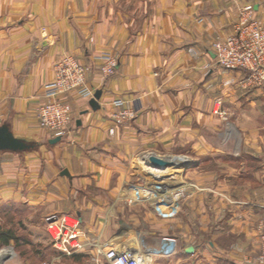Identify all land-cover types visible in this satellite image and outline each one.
Instances as JSON below:
<instances>
[{"label":"crops","instance_id":"0c3cea01","mask_svg":"<svg viewBox=\"0 0 264 264\" xmlns=\"http://www.w3.org/2000/svg\"><path fill=\"white\" fill-rule=\"evenodd\" d=\"M247 4L264 14V0H0V127L25 145L0 151V213L29 211L35 231L76 215L83 239L107 248L138 246L140 237L150 246L163 236L179 239L172 259L152 264H255L264 214V84L242 87L247 74L218 67L211 49ZM103 54L118 62L106 79ZM64 55L90 67L86 86L99 98L92 108L94 95L62 97L72 119L56 138L37 115ZM115 101L133 119L116 124ZM164 155L190 165L189 191L173 219L133 205L127 192L147 158ZM21 243L0 242V264H28L15 251ZM6 247L16 256L5 258ZM50 252L42 264L89 261L88 253Z\"/></svg>","mask_w":264,"mask_h":264},{"label":"built area","instance_id":"2783aa9c","mask_svg":"<svg viewBox=\"0 0 264 264\" xmlns=\"http://www.w3.org/2000/svg\"><path fill=\"white\" fill-rule=\"evenodd\" d=\"M211 49L218 67L227 71H244L247 74L241 81L242 87L253 88L264 84V14L260 15L254 6L247 4L241 7L229 34L223 39L215 40ZM100 61L101 77L106 79L113 76L118 66L117 60L110 54H103ZM89 71L88 65L80 63L70 55L62 56L56 63L54 79L44 89L46 102L39 108L37 115L40 127L53 137H63L72 119L70 106L63 103L61 98L72 94L86 100L93 97L94 90L86 86ZM113 104L121 108L111 116L116 124L133 119L134 111L124 108L122 101H115ZM140 188L150 190L147 187H131L129 197L132 201L133 190ZM159 195L152 197L154 200L164 202L160 200ZM174 196L175 203L182 198L181 192L175 193ZM259 229L261 239L254 262L264 264V214ZM45 231L60 258L88 253V264H148L149 257L169 258L175 254V249H172L170 244L163 246L162 243L157 250L146 251V247L140 245L107 248L99 240L85 241L81 231V220L76 215H61L49 219Z\"/></svg>","mask_w":264,"mask_h":264},{"label":"rangeland","instance_id":"374dc122","mask_svg":"<svg viewBox=\"0 0 264 264\" xmlns=\"http://www.w3.org/2000/svg\"><path fill=\"white\" fill-rule=\"evenodd\" d=\"M156 156V155H154ZM161 158L166 157L167 163L166 167L162 169H152L149 167H145L141 171H139L140 179L135 177L134 181L128 186L127 192L130 193L131 187H147L149 188L151 186V190H136L134 189L133 195V205H141L145 208H147L153 215H155L158 218L161 219H173L175 217V213H177V208L180 203V201L187 196L186 193H188L189 189V180L186 178V175L188 176V168L189 164L186 163L184 165H180L177 167H174L172 165H168L171 163V158H182V157H176L175 155H164L159 156ZM184 159V158H182ZM147 160H151V158H147ZM188 160V159H187ZM187 164V165H186ZM161 186L165 187L166 189H169L170 191L174 193L181 192L182 198L178 202H161L154 200L153 197L159 195V193H162L163 189ZM184 186H186L184 188ZM150 193L153 195L150 196ZM153 196V197H152ZM32 213H30L27 210H21L17 211L16 214L8 213V214H2L0 213V232L7 229H12L15 234L20 237L21 240V247L16 249L15 251H20V256L23 262L27 261L28 264H42L45 262V259L50 258L51 252L54 253V249L52 247L51 241L49 240L46 231L45 226L41 225L42 227L38 228V231L34 230V224H36L37 220L32 216ZM143 226H146L147 224L142 223ZM172 227V226H170ZM44 228V230H42ZM44 231V232H43ZM171 231V228H170ZM44 233V234H43ZM141 240L136 242L140 244L141 247H146V251L149 250H157L160 245L163 243V246H166V244H170L171 248L175 249V254L172 255L169 258H163L165 261L168 259H172L178 252L179 248V239L172 236H163L159 239L157 246H150L145 245V242L142 237H140ZM30 243L29 246H26ZM165 243V244H164ZM29 247V248H28ZM144 249V250H145ZM11 247L5 248V258L8 257H14L16 256L15 252ZM36 251V256L38 259L35 260V257H33V253ZM152 255V254H151ZM4 257V256H3ZM1 260V259H0Z\"/></svg>","mask_w":264,"mask_h":264},{"label":"water","instance_id":"95a60500","mask_svg":"<svg viewBox=\"0 0 264 264\" xmlns=\"http://www.w3.org/2000/svg\"><path fill=\"white\" fill-rule=\"evenodd\" d=\"M99 98V94L96 93L94 95V100L91 101L90 106L92 108H95V100ZM25 148V145L17 141L16 139L13 138V136L7 132V130L3 127H0V151H18V150H23ZM146 165L149 168L152 169H162L166 167L167 165L162 164L161 162L159 163L158 161L155 160H149L147 161ZM193 251L192 248L187 249V253H191ZM156 257L152 256L149 257L148 264H152L153 259Z\"/></svg>","mask_w":264,"mask_h":264},{"label":"bare ground","instance_id":"6f19581e","mask_svg":"<svg viewBox=\"0 0 264 264\" xmlns=\"http://www.w3.org/2000/svg\"><path fill=\"white\" fill-rule=\"evenodd\" d=\"M149 159L151 158V160H154L153 157H148ZM149 161V160H147ZM155 161H158L159 163L161 162L162 164H166L167 161L164 159V160H161V159H156ZM181 162H178L176 159H171V163H169L168 165H172L174 167H177V166H180ZM187 165V164H186ZM161 188L163 189L162 191V194H160L158 197L160 198V200L164 201V202H175V193L170 191L169 189H166L165 187L161 186ZM149 189L151 190V186L149 187ZM153 195V193L151 194L150 193V196ZM141 238L139 239L138 242H140ZM136 242V240H135ZM137 243V242H136ZM138 244V243H137ZM140 245V244H138ZM140 247V246H139ZM165 250H168V249H165Z\"/></svg>","mask_w":264,"mask_h":264},{"label":"trees","instance_id":"16d2710c","mask_svg":"<svg viewBox=\"0 0 264 264\" xmlns=\"http://www.w3.org/2000/svg\"><path fill=\"white\" fill-rule=\"evenodd\" d=\"M0 242L5 245H9V243L12 242L14 248H17L21 240L12 229H7L0 232Z\"/></svg>","mask_w":264,"mask_h":264}]
</instances>
